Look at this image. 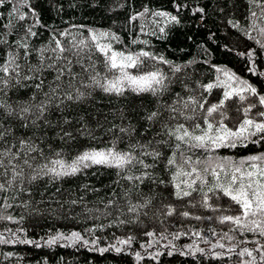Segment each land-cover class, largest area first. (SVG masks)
Instances as JSON below:
<instances>
[{
	"label": "snow or ice",
	"instance_id": "1",
	"mask_svg": "<svg viewBox=\"0 0 264 264\" xmlns=\"http://www.w3.org/2000/svg\"><path fill=\"white\" fill-rule=\"evenodd\" d=\"M169 4L172 10L143 6L127 17L129 34L137 25L147 39L131 35L126 42L115 31L71 24L52 29L43 46L33 47L29 38L38 35L34 28L47 27L35 10L22 41L13 46L6 38L9 33L4 34L0 44L13 50H3L0 58V222L21 224L24 217L17 219L13 208L44 215L41 204L56 203L62 210L65 204H83V196L61 202L46 198L45 192L51 185L60 192L61 181L102 168L114 170L113 184L120 193L113 188L100 201L103 208L85 206L80 214L86 220L113 217L108 227L127 226L133 232L121 237L113 233L115 242L99 247L95 234L104 225L40 239L29 238L22 227L6 228L7 235L0 232V245L71 246L101 254L131 249L137 264L146 257L160 264L161 256L177 254L221 264H264V86L216 65H211L214 76L205 81L203 74L189 71L197 61L177 63L155 51L151 38L167 39L170 28L187 23L185 10L194 18L193 26L207 16L205 6L192 7L189 0ZM244 4V23H226L243 28L247 40L258 46H246L238 55L251 62L245 64L247 72L264 77L257 72V58L264 60V0ZM6 5L12 0H0V9ZM13 15L18 21L27 19L14 5L8 13ZM148 18L151 30L146 31L149 25L138 22ZM4 27H12L10 19ZM214 91L216 98L210 100ZM105 98L108 104L113 98L126 103L105 111ZM130 98L138 99L133 103ZM65 211L69 218L76 215L72 208ZM171 217L227 227L182 231L165 224ZM156 221L159 228L152 226ZM182 237L192 242L178 247L175 241ZM137 244L143 254L133 248Z\"/></svg>",
	"mask_w": 264,
	"mask_h": 264
},
{
	"label": "trees",
	"instance_id": "2",
	"mask_svg": "<svg viewBox=\"0 0 264 264\" xmlns=\"http://www.w3.org/2000/svg\"><path fill=\"white\" fill-rule=\"evenodd\" d=\"M192 7L205 6L207 8V16L197 26H193L195 22L190 13L185 10V17L187 23L183 26H176L169 29L167 39L157 40L151 38L155 45V51L167 56L169 59L175 60L177 63H186L188 60L197 61L189 71L201 75L205 81L214 76V70L211 65L219 67H228L235 71L238 75L248 79L258 88L264 86V77L254 75L245 70V64L251 63L247 61L246 57L238 55L239 52L245 51L246 46L257 48L253 41L247 40L244 35L243 28L240 30L232 28L226 23L228 19H234L242 24L241 15L244 12V0H189ZM123 4V7L120 5ZM14 5L18 9V14H26L25 21H18L16 15L11 17L8 13L11 11V6ZM12 5H6L5 8L0 9L4 12V18H0V40L4 39L5 33L9 44L15 45L17 41H22L25 37V29L29 26L34 18L30 15L32 10H35L46 28H34L38 35L29 40L33 47L43 46L48 38L50 31L55 28L65 29L71 24H84L88 27L97 30H111L121 35L125 41L131 39V35H137L140 39H147V36L140 35L137 25H132L136 31L131 35L128 32L127 17L132 14L133 10H142L143 6H148L151 9L172 10L169 0H27V4L21 6L20 0H12ZM28 5H31L29 8ZM223 8V12L220 9ZM234 13V15H233ZM11 20L12 27L5 28L4 25ZM139 24L149 25L146 31L151 30V18L147 20H140ZM251 30V29H249ZM215 35H212V34ZM256 36L255 32H252ZM191 37V39H189ZM136 47V46H133ZM3 50H13L8 48V44H0V58L3 57ZM19 50V49H17ZM22 52V50H19ZM31 59V57H30ZM257 72H264V60L257 58ZM216 98V92L210 100ZM105 98V103L101 105L105 109L115 108L124 105V101H116L112 99V103L108 104ZM134 103L138 98H130ZM119 123V121H117ZM107 136L104 137L106 141ZM82 144L96 143L100 141H81ZM241 155L247 154V150L237 149ZM91 171H96V175H91ZM90 173L83 177H74L60 182L61 191L55 192L57 185H51L45 192L46 198H51L53 201L59 199L61 202L65 200L79 199L84 197V203L79 206H72L65 204L64 209L60 208L59 204L52 203L41 204L40 208L44 210V215H38L30 212L29 209L23 207L13 208L11 212L17 219L23 215L24 219L20 225L0 222V232H4L6 228L16 229L22 227L27 230L28 237L33 239L47 238L57 231L70 232L72 230H84L87 227H95L97 225H104V231H98L95 235L100 237L99 247H107L114 243V236L121 237L126 233H132L133 229L127 226H113L107 225L113 221V217H100L99 219H85L81 215V210L86 206L88 208L100 207L101 200H107L112 189L115 188L117 193H120L119 187L113 184L117 179L114 170L98 169L90 170ZM121 183H125L121 181ZM147 183V182H146ZM88 187L85 188L84 186ZM98 189L93 191L92 189ZM147 191V189H144ZM160 189H158L159 191ZM33 195L36 199L41 197L35 192ZM195 198V194H194ZM21 199H28L21 197ZM135 199V197H133ZM72 208L75 213L74 218H69L65 210ZM55 210V212H53ZM190 212L197 213L203 216L217 215L215 213L204 211L200 208L187 209ZM99 215V214H96ZM166 225L176 224L182 231L189 229L199 230L200 228L207 229L209 226L216 227L217 230L225 229L227 226L219 223H209L206 221H197L194 219H183L178 221L176 217H171L165 221ZM152 226L159 228V222L156 221ZM169 228V231H172ZM192 241L187 237H182L179 241H175L178 247L189 244ZM201 247H207L201 244ZM135 250H139L143 254V250L139 249L138 244L134 245ZM133 250L125 253H116L114 250H109L101 254L89 248H73L54 246L52 248L42 247L36 248L26 244L16 245H0V264H137L135 257L132 254ZM140 264H153L152 261L145 258ZM160 264H221L214 258H200L199 261L193 260L191 257H183L180 255L161 256ZM231 264V262H225Z\"/></svg>",
	"mask_w": 264,
	"mask_h": 264
}]
</instances>
